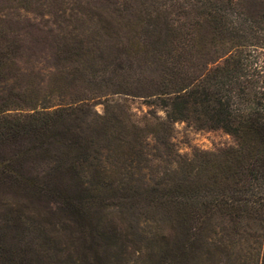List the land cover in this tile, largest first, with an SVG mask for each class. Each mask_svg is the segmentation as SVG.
<instances>
[{
	"label": "trees",
	"instance_id": "trees-1",
	"mask_svg": "<svg viewBox=\"0 0 264 264\" xmlns=\"http://www.w3.org/2000/svg\"><path fill=\"white\" fill-rule=\"evenodd\" d=\"M162 3L139 15L143 26L135 31L164 43L155 49L161 75L149 94L163 112L158 122L136 121L107 93L66 98L9 87L21 44L0 30V200L52 203L91 243L107 239L103 228L91 231V212L107 204L120 209L137 194L120 189L127 171L112 177L119 163L112 157L114 139L146 132L166 144L177 121L222 130L231 143L197 152L194 165L151 199L175 235L162 264H264V0ZM74 29L68 33L75 35ZM192 51L200 57L193 60ZM87 52L81 39L57 50L75 63L73 72H100L85 64ZM88 80L103 78L92 73ZM138 145L134 154L145 149ZM131 161L128 156L120 163ZM4 237L0 233V264H30L6 249ZM87 260L100 264L96 253Z\"/></svg>",
	"mask_w": 264,
	"mask_h": 264
},
{
	"label": "rangeland",
	"instance_id": "rangeland-1",
	"mask_svg": "<svg viewBox=\"0 0 264 264\" xmlns=\"http://www.w3.org/2000/svg\"><path fill=\"white\" fill-rule=\"evenodd\" d=\"M162 1L165 0H0L1 33L21 44L12 72H8L13 76L8 86L26 88L31 95L61 93L66 98L107 93L109 98L123 101L136 121L158 122L163 112L155 96L149 94L157 91L156 80L161 75L160 56L155 49H164V43L139 38L135 31L143 26L139 15L155 6L162 8ZM97 12L103 19L96 18ZM102 26L110 29L111 37L103 33L107 30ZM71 28H75V35L68 33ZM79 39L88 50L85 64L100 72H73L75 63L57 54L61 46L78 43ZM203 54L201 57L206 58ZM198 56L192 51L193 60ZM92 73L99 74L103 81L90 83ZM102 100L103 97L98 101ZM102 108V103L95 105L98 112ZM231 141L222 130L197 129L183 121L173 124L166 144L146 132L125 140L114 139V161L120 163L128 156H133V161L114 164L112 177L118 179L127 171L125 188L120 189L137 194L120 209L107 204L91 212V231L103 228L110 237L91 243L54 204L7 198L0 200L3 243L30 264H85V258L90 262L95 253L100 264H162L175 235L151 199L194 165L197 152L215 151ZM138 144L145 149L134 154L132 148ZM87 244H91L90 248Z\"/></svg>",
	"mask_w": 264,
	"mask_h": 264
}]
</instances>
